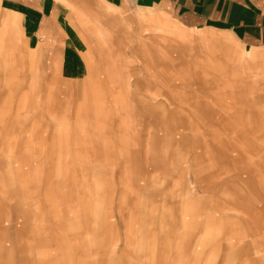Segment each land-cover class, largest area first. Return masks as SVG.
<instances>
[{"label":"rangeland","instance_id":"1","mask_svg":"<svg viewBox=\"0 0 264 264\" xmlns=\"http://www.w3.org/2000/svg\"><path fill=\"white\" fill-rule=\"evenodd\" d=\"M169 43L162 40L157 47L151 43L160 56L149 53L139 59L143 72L128 74V87L134 89L128 90L127 105L97 106L90 92L89 102L65 116L63 106L40 105L46 91L27 89L19 59L16 73L7 74L3 68L9 64L0 58V209L11 206L13 218L16 210L24 211L19 194L32 186L18 183L41 178L43 186L33 187L40 188L41 195L31 196V203L32 208L36 203L37 209L47 211L36 221L32 217V226L17 234L0 228V264L10 251L8 238L17 239L12 244L19 248L11 250L17 264L24 263V245L43 241L78 247V264H264V112L243 104L249 101L242 81L248 67L232 68L225 53L222 98L216 99V75L209 72L208 122L200 121L205 107L198 105L197 82L182 85L181 92L182 98L196 96L192 102L196 105L171 100ZM235 49L224 42L230 57ZM183 57L176 63L189 65ZM234 57L244 60L242 55ZM180 70L176 75L188 78L185 69ZM208 70L215 71L212 66ZM8 100L9 110L3 107ZM217 100L223 105H216ZM218 112L224 122H213ZM247 115L256 120L245 121ZM11 116L15 121L8 122ZM82 118L91 139L82 138L76 129L75 119ZM10 126L16 128L10 142L17 153L7 152L3 138ZM24 133H31L29 138L41 142V148L30 146L35 152L18 153L24 149ZM77 144L88 153L76 150ZM232 146L251 152L257 163L251 174L256 201L246 202L244 211L239 201H232L233 170L227 168L223 153ZM24 157L28 163L23 166ZM10 159L17 160L16 168L8 166ZM40 221L46 232H36ZM30 228L35 233H27ZM238 228L241 232L233 234Z\"/></svg>","mask_w":264,"mask_h":264},{"label":"crops","instance_id":"2","mask_svg":"<svg viewBox=\"0 0 264 264\" xmlns=\"http://www.w3.org/2000/svg\"><path fill=\"white\" fill-rule=\"evenodd\" d=\"M144 29L156 31L145 33ZM165 30L168 33L161 32ZM162 40L170 42L168 47L171 46L172 102L196 105V102L192 103L196 96L182 98L181 92L182 85L185 87L197 82L194 87L199 91L198 105L205 107L200 121L208 122L206 106L209 105L208 90L211 87L208 86L207 74L214 72L216 75L215 97L222 98L226 53V58L231 60L226 59V62L232 64V68L248 67L242 81L249 101L243 104L257 107V112H264V0H0V58L3 57L9 64L4 66V73L15 74L16 59H19L22 68L19 72L28 82L27 89L46 91L44 97L39 98L43 100L40 105L63 106V116L77 105L78 108L74 109L78 112L81 104L90 101V92L91 100L97 106L127 105L128 90L134 89L128 87V74L143 72L145 66L139 59L147 58L149 53L159 57L160 50L151 43L154 42L157 47ZM225 41L236 48L232 57L224 50ZM149 46L150 51L147 50ZM235 55H242L244 60H234ZM182 57L189 65H181L183 61L176 63V58L182 60ZM208 66L215 71H209ZM181 68L185 69L188 78L176 75L181 73ZM87 83L88 89L85 90ZM80 90L83 91L79 101L77 95ZM215 104L223 105L218 100ZM4 106L9 110L11 101H6ZM64 119L63 126H67ZM214 119L213 122H224L223 113H216ZM251 119L256 120V117H245V121ZM84 120L82 118L79 122L75 119L74 124L82 133V138L91 139ZM11 121H15L13 116L9 117L8 122ZM87 122L90 120L87 119ZM252 128L256 129V126ZM15 131V126H10L3 134L8 153H17L10 142L16 137ZM29 136H32L31 133L23 134L26 137L24 149L18 153H33L32 148H41V142ZM76 150L87 152L82 144H77ZM223 153L227 168L233 170L229 177L234 187L232 194L236 198L232 201H239L244 211L246 202L256 201V185L251 177L257 170L256 159L249 156L251 152L241 151L240 147L232 146ZM16 162V159H10L8 166L16 168ZM26 163L28 161L24 157L23 166ZM42 181L41 178H25L18 183L32 186L19 194L24 200L19 207H23L24 211L16 210L13 218L11 206L7 210L1 208L0 228H12L13 234H17L19 229L32 226V217L33 221L43 217L47 211L42 207L37 209L36 203L32 208L31 203V196L41 195L40 188L33 187H42ZM56 191L52 189V193ZM39 224L41 229H36V232H46L43 223L40 221ZM239 232V228L232 231L233 234ZM27 233L35 232L30 228ZM16 240L8 238L6 249L10 251L3 264H17L15 254L11 252L19 248L12 244V241L18 243ZM2 248L5 246L2 245ZM25 248L27 253L24 250L21 258L23 264L34 260L39 264H76V259L78 264V247L73 248L70 244L54 242L47 245L43 241L34 246L24 245Z\"/></svg>","mask_w":264,"mask_h":264}]
</instances>
